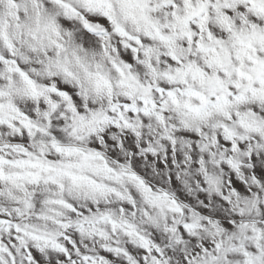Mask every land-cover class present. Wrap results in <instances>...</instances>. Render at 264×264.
<instances>
[{"label":"snow or ice","instance_id":"obj_1","mask_svg":"<svg viewBox=\"0 0 264 264\" xmlns=\"http://www.w3.org/2000/svg\"><path fill=\"white\" fill-rule=\"evenodd\" d=\"M0 264H264V0H0Z\"/></svg>","mask_w":264,"mask_h":264}]
</instances>
